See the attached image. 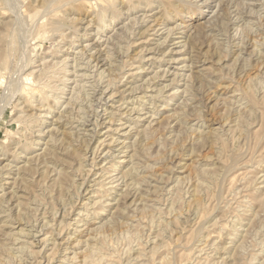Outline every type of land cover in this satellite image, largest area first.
Here are the masks:
<instances>
[{
  "label": "clouds",
  "instance_id": "1",
  "mask_svg": "<svg viewBox=\"0 0 264 264\" xmlns=\"http://www.w3.org/2000/svg\"><path fill=\"white\" fill-rule=\"evenodd\" d=\"M23 6L41 23L29 18L19 32L9 27L11 35H0V89L11 85L12 99L20 96L13 111L21 113L19 142L0 144V264H264V0H24ZM8 7L0 0V8ZM129 14L181 48L206 47L200 59L211 67L178 73L176 90L167 92L169 84L150 98L151 113L159 114L162 101L165 119H175L156 155L141 150L134 131L149 119L145 104L125 111L127 132L118 131L133 136L115 156L105 153L107 175L94 183L91 137L77 122L95 120L106 100L82 101L64 77L77 36L99 37ZM36 31L42 40L59 37L48 39L42 66L32 59ZM123 67L113 62L108 87ZM26 75L45 85L24 93ZM53 125L65 129L55 140Z\"/></svg>",
  "mask_w": 264,
  "mask_h": 264
},
{
  "label": "rangeland",
  "instance_id": "2",
  "mask_svg": "<svg viewBox=\"0 0 264 264\" xmlns=\"http://www.w3.org/2000/svg\"><path fill=\"white\" fill-rule=\"evenodd\" d=\"M7 2L8 9L0 8V35L9 32V27H15L19 32L20 26L29 18L35 20L37 26L41 23L33 11H30L26 6L22 7L24 0H7ZM31 2L35 3V0H31ZM132 12H135V9ZM136 19H140L139 23L130 29L131 24L137 21ZM12 22L15 24L13 25ZM115 22L113 20V23ZM9 35H11L10 32ZM48 39L55 42L59 37L42 40L39 31H36L33 37V50L36 52V56L32 59L40 66L43 65L44 59L48 58L46 55L49 49ZM63 43L66 44L67 41ZM72 44L73 54L69 61L72 67L70 75L64 77L66 87L70 88L72 92L78 93L82 101L89 97L95 101L101 95L106 100V105L98 112L95 120L83 124L77 122V127L91 137V146L88 149L91 171L88 179L95 178L94 183L96 181L103 182L107 175L105 169L108 167L105 164V160L108 159L105 153L112 152L115 156L117 150L123 151L120 145L124 144L127 147L128 137L133 136L131 132L125 136L121 134V131H118V129H122L127 132L124 125L128 124L129 120L124 112L129 108L145 104V111L149 115V119L138 121L137 123L142 127L139 130L134 129V131L139 137L137 143L141 150L156 155L160 151L162 138L168 137L173 132L175 119H165L169 112L162 101H157L161 105L159 114L151 113L148 108V105L151 104L150 98L169 84L172 86L167 87V92L176 90L178 86L172 84V81L173 77L179 78L178 73L183 72L187 75L188 70L198 73L201 66L211 67V62L205 63L200 59L202 53L207 51L206 47L202 49L194 44L186 43L181 48L180 43L173 37L165 38V35L155 31L153 25L146 22L145 18L133 14H129L128 19L119 27L111 30L106 29L105 33L99 37L95 35L77 36ZM61 58L69 59L66 56L56 59L58 61ZM113 62L123 64L124 67L120 73L121 78L116 81L114 86L108 87L107 74L112 71ZM2 71L3 66L0 64V72ZM9 71H11V66H9ZM29 71H34V69L30 68ZM64 71L68 72L67 66ZM44 85L45 82L41 81L39 76L26 75L23 90L26 94H32ZM12 94L14 92L11 85L7 90L0 89V111H2L0 112V144L6 142L5 146L9 148L19 142L16 133L18 131L17 120L21 115L19 109L13 111V105L20 99V96L12 99ZM86 107L87 105H85ZM104 108H107L106 112L103 110ZM26 115L30 116L31 112H27ZM72 115L75 117L76 114ZM152 115H156V120L150 125L149 121L152 119ZM96 120L99 121L98 124H96ZM64 131L63 127L51 126L49 139L55 140L56 134ZM133 139L135 140L136 137ZM114 141H119V143H114ZM141 141L143 142L140 143ZM76 166L78 167V164ZM37 169L42 171L39 169V165H37ZM87 187L88 185L85 183L84 188ZM117 187L119 190V186ZM82 196L83 193H81V198ZM79 207L80 205H77V208ZM60 219L58 218V221Z\"/></svg>",
  "mask_w": 264,
  "mask_h": 264
},
{
  "label": "bare ground",
  "instance_id": "3",
  "mask_svg": "<svg viewBox=\"0 0 264 264\" xmlns=\"http://www.w3.org/2000/svg\"><path fill=\"white\" fill-rule=\"evenodd\" d=\"M133 19H134V18H133ZM140 19H141V18H140ZM140 19H136L137 21H136V22H133V23L131 24L132 27H131L130 29H132L133 26H134L135 24L139 23V20H140ZM143 19H144V18H143ZM134 21H135V20H134ZM128 29H129V28H128ZM130 29H129V30H130ZM126 30H127V29H126ZM129 30H127V31H129ZM131 31H132V30H131ZM132 34H133V33H132ZM121 36H122V34H121ZM128 38H129V37H128ZM126 39H127V37H126ZM190 45H192V44H190ZM118 48H119V47H118ZM82 51H83V50H82ZM82 51H81V52H82ZM159 51H160V50H159ZM100 52H101V51H100ZM120 53H121V52H120ZM98 54H99V53H98ZM98 58H99V57H98ZM111 59H112V58H111ZM184 59H185V58H184ZM100 81H101V80H100ZM41 87H42V86H41ZM81 88H82V87H81ZM1 110H2V109H1ZM0 112H2V111H0ZM0 115H1V114H0ZM110 116H111V115H110ZM50 138H51V137H50ZM142 142H143V141H141L140 143H142Z\"/></svg>",
  "mask_w": 264,
  "mask_h": 264
}]
</instances>
